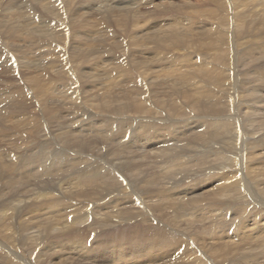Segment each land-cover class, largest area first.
I'll return each mask as SVG.
<instances>
[{
  "label": "bare ground",
  "instance_id": "obj_1",
  "mask_svg": "<svg viewBox=\"0 0 264 264\" xmlns=\"http://www.w3.org/2000/svg\"><path fill=\"white\" fill-rule=\"evenodd\" d=\"M27 1L31 5H24L22 0H0V38L9 39L4 43L0 40V67L4 73L14 76L16 65L20 66L22 75L26 73L22 68L28 70L26 75L33 68L40 73L42 87L61 81L64 87H69L72 98L66 116L68 124L62 125L60 111L64 101L56 99L52 103L55 107L51 108L46 101L35 100L33 77L24 82V87L14 86L15 91L10 88L4 91L5 86L0 84L3 87L0 92L4 91L0 95V185L4 184L0 195V264H81L74 253L65 252L70 235L83 230H119L121 224L132 234L113 236L114 241L108 242L105 238L110 236L99 239L91 232L88 243L74 246L77 253L82 249L79 256L89 255L87 259H96V264H235L240 260L246 263L248 259H252L251 264H263L264 169L260 167L264 165V76L252 74L250 88L241 96L239 90L235 93L236 105L232 99V103H227L233 83L230 72L227 76L224 73L232 57L227 55L228 50L222 49L227 46V32L221 26L228 19L220 13L228 9L229 0L207 1L208 9L203 11L193 8L189 2L184 5L169 0L167 5L163 4L167 0ZM239 1L230 0L231 11L239 8ZM70 2L74 4V14H71ZM211 4L218 9H209ZM95 5L99 8L89 17ZM57 6L62 11L61 20L39 29L52 25L49 35L53 40L62 35L63 48L59 47L57 59L47 63L43 56L37 66L33 64L37 60H31L29 52L22 51L17 42L19 22L20 19L29 22L31 10L40 8L47 15L46 12L52 13ZM147 8L153 10L147 11ZM198 12L206 13L207 20L205 31L195 37L188 26L190 17ZM40 17L36 11L35 20ZM213 19L218 22H212ZM90 21L103 25L98 29L102 31H91ZM261 23L264 24V18ZM116 27L119 33L114 31ZM39 29L28 33L44 36ZM28 33L30 41L32 36ZM229 34L231 42H228L232 44L236 34ZM110 38L112 45L106 46ZM140 39H147L161 53L176 50L184 56L197 53V60L205 62L208 80L212 73L215 88L208 87V81L198 84L203 79L197 72L185 78L184 84L195 91L191 100L204 104L202 112L208 113L206 120H202L196 108L166 110V118L158 128L169 126L167 134L151 127L150 118L124 115L137 107L138 102L150 105L154 97L148 92L150 85L144 74L148 70L152 74L156 71L149 63H143L142 67L141 59L146 51ZM87 40L92 44L86 48ZM53 43L49 47L56 52L57 45ZM75 43L78 45L74 46ZM113 45L116 61L108 58L101 63L106 67L111 65L106 71L107 80L111 79L114 84L119 74L129 69L139 78L142 93L113 101L114 124L122 123L123 127H116L107 136L97 128L79 129L88 125L86 121L90 118L79 110V87L83 80L74 72L84 67L83 60L95 52L102 58L109 56ZM76 53H79L77 59ZM240 55V58L236 53L233 55L235 69L255 56L251 51ZM62 71L68 79L62 77ZM236 71L232 72L233 81L239 85L240 73ZM95 76L92 74L87 81H94ZM218 87L222 90H217ZM105 89L109 96L112 87ZM103 97L99 91L95 98ZM33 107L37 114L31 116ZM180 113L183 114L170 117ZM50 123L56 129L52 130ZM187 127V131L181 129ZM63 130L66 132L59 133ZM115 133L122 135L117 143L112 139ZM146 152L153 154V167L162 168L172 186L179 185L167 188L166 182L147 180L148 185L156 187L150 186L143 196L136 190L126 196L122 191L132 192L136 183L133 180L139 174L137 165L146 163L140 156ZM18 174H22L19 181L15 179ZM75 176L79 179L74 181ZM211 177L221 180L218 187L196 194L194 184L201 178ZM86 184L92 185L91 191ZM148 193L154 197L145 196ZM166 215L171 220L167 226L161 224Z\"/></svg>",
  "mask_w": 264,
  "mask_h": 264
},
{
  "label": "rangeland",
  "instance_id": "obj_2",
  "mask_svg": "<svg viewBox=\"0 0 264 264\" xmlns=\"http://www.w3.org/2000/svg\"><path fill=\"white\" fill-rule=\"evenodd\" d=\"M22 1H23L24 5H31V4H29V2L27 0H22ZM48 1H51V0H47V2ZM163 1H165V0H163ZM169 1H172L175 4H183L184 3V5L187 4V2H189L188 4L192 5L193 8H196L199 11H203L207 8V5L205 3L207 1H212V0H169ZM106 2L108 3V1H106ZM228 2L229 3H226L228 9H226V10L222 9L221 13H220L222 15L224 14V16L227 17V19H228L221 26V29L224 32H227V36H226L227 46L222 48V49L228 50L227 55L229 53L228 56L232 57L231 63L229 62L230 64L228 65V67L225 68L226 71L224 74L227 76V74L230 72L232 83L233 84L235 83L234 85L232 84L231 91H229L231 98L229 101H227V103H229V102L232 103V100H234V104L236 105V99L237 98H236L235 93L237 92V90H239L241 92L240 93V96H241V94H243L244 92H246L250 88L248 84L251 81V77L257 76V75L260 77L264 76V51H263L264 50V24L261 23L263 18H264V0H240L238 2L239 8L234 9L233 11H231L230 0ZM246 2H247V4H246ZM66 3L68 4V2H66ZM163 4L167 5L168 0L165 1V3L163 2ZM70 5L71 6L69 8H70L71 14H74V12L76 11L74 8V4L72 2H70ZM208 7H209V9H212V8L214 10L218 9V8H215V6H213L212 4ZM93 8H91L93 10H92L91 15L89 17L96 14V10L99 8V5H95ZM91 9H88V10H91ZM146 10L151 11L153 9L147 8ZM36 11H38L40 16H42L37 21L34 18ZM85 12L86 11L83 12L84 15L87 14ZM216 13L218 14V12H215V14ZM46 14L47 15H45V13H43L42 9L37 8V10H34V12L31 10L30 13L28 14V15H31L30 17L32 18L29 22H26L24 19H20L21 21L19 22V24L21 25V28H20L19 38H18L17 42L20 44L22 51L29 52L28 54L31 57V60L32 59L37 60L36 62L35 61L33 62V64L37 63L36 64L37 66L39 65V63H41V62H39L38 59H41L43 56H44L43 60H45L47 63L52 61V59H57V56L59 54V52H58L59 47L63 48V36L62 35L57 34L60 36L56 40H53L52 36L49 35L50 34V27L52 25H56L55 22H59L61 20L62 11L57 6V7H55V9L52 13L46 12ZM215 14H214V16H215ZM232 15H233V18L231 20L230 17H232ZM168 18H167V20H169ZM190 18H191V21L189 23L190 25L188 26V29H189L190 33H192L196 37V35L198 33L205 31L206 20H207L206 13L198 12L197 14H193L192 17H190ZM238 19H240V22H236ZM213 20L214 21H212V22H215V23L218 22L217 19H213ZM34 21H36V22H34ZM153 22H155V21H153ZM166 22H169V21H166ZM230 22H232V23H230ZM6 24L10 25L8 23H6ZM46 24H52V25L48 29H47L48 26L42 27L43 29H39V28H41L39 26H44ZM240 26H242V27H240ZM102 27H103V25L98 26V24H96V23L92 24V22L90 21V30L91 31L96 30L97 32H101L102 30H98V29H100ZM35 28L37 30L38 29L41 30V32L45 35L44 36H35L34 34L29 35V33H28L29 30H33ZM237 28L239 29V31ZM241 28H243V29H241ZM114 31L116 33H119L120 29L116 27V28H114ZM239 32L240 33L242 32L241 33L242 35H240ZM26 33H28V36H32L30 41H28V37H27ZM229 33L236 34V36L232 39V44L229 43V42H231V35ZM98 39L99 38H97L96 40H98ZM0 40H2L4 43L6 40H9V39L7 37L3 36L2 38H0ZM111 41H112V38H110V40H107L105 42L106 46L112 45ZM141 42H142L143 49L146 51V54H144L143 55L144 57L141 59L142 67H143V63H149V64H151L150 68H152L153 70L156 71L155 74H152V71L148 70L146 72L148 75L146 73L144 74V76L146 77L147 83L150 85L148 92L153 93L154 97H153V100L150 103V105L147 106L143 102H138L137 107L134 106V108H130V110H128V112L124 113V115L127 117L145 116L144 118H150L151 119V121L148 123L151 127L158 128V125L161 122V120H164L166 118V115H165L166 110L174 111L176 109H179L181 111H186V110H192V109L196 108L199 110L198 113L201 116L202 120H206L208 117V115H207L208 113H206L205 111L202 112V110L205 109L204 104L203 103L195 104L191 100V95H193L195 93V91L192 88L188 87L186 84H184L185 78L190 77L192 74L197 72L198 74H200L202 76V79H203V81H200L198 84H204V83H206V81H208L209 82L208 87L215 88L216 85L213 86L215 84L214 83L215 79L211 80V77L213 76L212 73H210L209 80H208V76H207L208 74H206L205 62H199L198 61L199 59L197 60V58H198L197 53H191L187 56H184L183 55L184 53L180 50H176L172 53H163V52L161 53L155 47H152V45H150L148 43L147 39H142ZM51 43L57 45V47H56L57 51L56 52H52L53 48L49 47V45ZM91 44H92V42L87 40L86 48ZM16 45H18V44H16ZM76 45H78V44L75 43L74 46H76ZM230 47H231V49H230ZM232 48H234V50H236V51H233ZM244 51L246 53H248V51H251L254 53L255 56H254V58H252V59L250 58V60H247L245 63H242L243 66L241 65L235 69L234 65H235L236 59L235 58H234L235 60L233 59V55L236 53V57L240 58L242 55L239 56V54L241 52H244ZM203 53L204 52H200V54H203ZM78 54L79 53L74 54L75 59L78 58ZM115 54H116V49H115L114 45L110 49V55L105 57V58L100 57L99 54L97 52H95L94 54L90 55V57L83 60V62L86 63V64H84L85 65L84 67H82V68H80L74 72V74H78L83 80V82L81 83V85L79 87V97H80L79 110L82 112V114L88 115L90 118L88 121H86V123H89V124L86 126L79 127V129L87 131L91 128H97L99 130V132L104 134V135H107V136L112 135L116 127H117V129H119V127H121V126L123 127L122 123L120 125L114 124L113 120L115 119L116 116L113 112V109H115L114 105H113V101L118 100V99L121 100L128 94L133 95V97H138L140 95V93H142V89H141L142 86H140L139 78L136 77L135 73L129 69L124 70L119 74V77L116 80V83H114V84L111 83V79H109V78H108L109 81L107 80L108 76L106 74V71L110 68L111 65L106 67V66L102 65L101 63L105 59H108V58H112L113 62L116 61V59L114 57ZM212 54L213 53H211V55ZM185 58H187L186 61L180 62L181 59H185ZM199 58H204V57L200 56ZM257 58H259V59H257ZM0 60H1V58H0ZM165 63H167V65ZM0 64L2 66V61H0ZM16 66H15V70L13 71L15 73V76L10 75L9 72H7L8 74L4 73V71L0 67V84H3L5 86L4 91H8L7 90L8 88H10L12 91H15L17 89H15L14 86H17V87L23 86L24 82L26 83V80L29 77H33L32 84H33V97H34V99L35 100H41L42 102L46 101V104L49 105L51 108L55 107L52 105V103H54L56 101V99L57 100L62 99L64 101V106L62 107V109L60 111V115L62 116L61 124L67 125L68 124V118L66 116L70 112V106H71L70 100L72 98L70 91L67 90V88H69V87H64V84L61 81H59L53 85H47L45 87H42L40 85V81H39L40 73L38 71L34 70L33 68H30V71L32 73L30 75H26L28 70H26L25 68H22L23 71L26 72L25 75H22V72H20V70H19L20 66L19 65H16ZM246 68H248V69H246ZM234 69L237 70L236 72L240 73V76H239L240 79L239 80H240L241 84H239V85H237L236 81L235 82L233 81L234 77H233L232 72H235ZM58 70H60V69H58ZM88 71H91V73H88ZM251 71H252V73H251ZM17 73H19V74H17ZM92 74H96V76H95L96 79L92 82L87 81L88 77H90ZM252 74H253V76H252ZM61 75L63 78H67V79L69 78L67 76V74H65L63 71H62ZM161 75H163V77H161ZM243 84H245V86ZM236 85H237V87H234ZM228 86H230V85H228ZM239 86L241 88H239ZM0 87H1V85H0ZM106 87H112L109 96L106 92V89H105ZM222 87H218L216 89L221 91ZM1 88H3V87H1ZM1 88H0V90H1ZM99 91L104 95V97L101 98L100 100H97L95 97ZM3 92H0V95ZM23 93L25 94V92H23ZM11 95H12V93L10 94V97H11ZM99 96H100V94H99ZM222 96L223 95H220L219 97H222ZM14 97H16V96H14ZM19 99L21 101L22 97H19ZM221 100H222V102H224L223 101L224 99H221ZM243 100H245V99L244 98L241 99V102ZM176 101H178V103ZM4 106L5 105H3V107ZM261 108H263V106ZM32 109L33 110L30 112L31 116H33L35 113L37 114V111L35 110L36 107H33ZM121 112H123V111H120V113ZM182 114L183 113H180L178 115H174V116H170V117H176V116H180ZM118 116H120V115H118ZM155 116H157V117H155ZM153 120H155V121H153ZM124 121H125V119H124ZM50 126H52V130L56 129L55 125L53 123H50ZM19 129L21 130V128H19ZM169 129H171L169 126H165L163 129L158 128V130L159 131L162 130L163 133H167V131ZM181 129L184 131H187L188 127L187 128H181ZM73 130H75V129H73ZM64 132H66V131L65 130L59 131V133H64ZM116 133L113 135L112 139L114 142L117 143L120 140H122V138H120L122 135L116 134ZM38 137H41V136L39 135ZM3 142L4 141H2L1 143H3ZM6 148L9 149V147H6ZM115 149H114V151H115ZM52 151H49V152L51 153ZM152 158H153V154H150L149 152L145 155L140 156V159L142 161L146 160V163L144 165H142V164L137 165V168L139 170V174L133 180V182H136V183H133L132 192L122 191V193L124 195L127 196V193L132 194L136 190L143 196L144 193L150 189V186L156 187L153 184L148 185L147 180L152 181V180L156 179V182H158V180H159V181L163 182L164 184L166 182L167 188H168V186H170V187L172 186V183L166 179V177H167L166 172L162 168L153 167ZM262 159H264V158H262ZM260 169H264V165H262L260 167ZM20 176H22V174H18L15 177V179L17 181H19L21 179ZM78 179L79 178L77 176H75L72 180L75 181ZM197 179H199V178H197ZM220 182H221V180H219V178H216V177L201 178L197 183L194 184V185H197V187L194 191L196 194L211 192L218 187ZM1 183L2 184L0 185V195H1V191L3 190L2 187L4 185L3 182H1ZM203 184H205V185H203ZM86 185H88L87 189L91 191L92 185L91 184H86ZM178 185H179V183L173 185L172 187H177ZM189 187L190 188L192 187L194 189L193 185H191ZM60 190L61 189H59V192H61ZM3 192H4V190H3ZM145 196H147L150 199H152L154 197V195L152 193L145 194ZM129 199H131V198H129ZM103 203L105 205L107 204V202H105V201H103ZM51 204L52 203L49 202V205H51ZM163 213H166L165 209H164ZM137 223H140V222H137ZM161 224H164L165 226L171 224V220L169 219V217L167 215H166V217H164L162 219ZM122 225L123 224L120 225L121 229H119V230L112 229V230H109L108 232H104V231L99 232L98 229L93 230V231L92 230H83L80 232H75L74 234L70 235V238L66 243V248L68 250H65V252L71 251L72 253H74L76 255V260L80 261V259H81L83 264L84 263L96 264V262H97L96 259L95 260L94 259L93 260L87 259L88 258L87 256H89V255L86 256V254L83 253L82 254L83 257L81 258V255L79 256V254L82 253L81 252L82 249L78 248L80 250V252L77 253V249H75L74 246L78 243H85L86 241L88 243L89 235H93L91 232H93L95 236H98L99 239H101L102 237H105V236H110L108 238H105V239H108V242L114 241L113 236L116 238H121V237H128V235H131L132 234L131 230L124 229L122 227ZM241 230L243 231L244 229L241 228ZM143 232H144V235L147 234L146 231H143ZM151 233L152 232H150L149 235ZM0 238H2V237H0ZM112 248H116V247H112ZM128 251H130V253H132L131 249H129ZM239 256H241V255H239ZM251 260L252 259H248V261L246 260V263H242L241 262L242 260H240V261L236 262L235 264H251L250 263ZM140 264H142V263H140Z\"/></svg>",
  "mask_w": 264,
  "mask_h": 264
}]
</instances>
